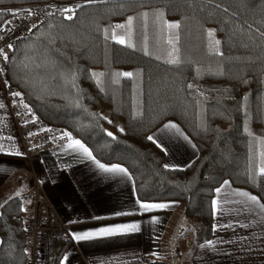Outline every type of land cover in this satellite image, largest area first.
I'll list each match as a JSON object with an SVG mask.
<instances>
[{
  "label": "trees",
  "instance_id": "trees-1",
  "mask_svg": "<svg viewBox=\"0 0 264 264\" xmlns=\"http://www.w3.org/2000/svg\"><path fill=\"white\" fill-rule=\"evenodd\" d=\"M68 2L81 6L49 16L8 61L29 109L99 162L126 168L139 201L181 203L195 246L212 237L224 181L264 204V0H0V26L1 9ZM170 121L197 150L182 169L166 168L148 140ZM28 219L21 199L1 208L0 264H26ZM68 245L51 242L49 264H61Z\"/></svg>",
  "mask_w": 264,
  "mask_h": 264
},
{
  "label": "crops",
  "instance_id": "crops-1",
  "mask_svg": "<svg viewBox=\"0 0 264 264\" xmlns=\"http://www.w3.org/2000/svg\"><path fill=\"white\" fill-rule=\"evenodd\" d=\"M0 105V210L18 198L28 219L39 185L68 222L70 239L61 264H172L173 258H179L180 264H264V204L249 190L225 181L218 187L220 192L215 191L213 197L217 204L212 237L195 246L181 203L143 202L170 206L140 209L130 174L102 172L80 150L67 147L76 139L28 160L1 95ZM165 124L176 128L165 129ZM165 124L150 136L161 145L164 165L182 169L197 157V150L175 122ZM128 223H136L139 231L83 241L72 238L73 234Z\"/></svg>",
  "mask_w": 264,
  "mask_h": 264
},
{
  "label": "built area",
  "instance_id": "built-area-1",
  "mask_svg": "<svg viewBox=\"0 0 264 264\" xmlns=\"http://www.w3.org/2000/svg\"><path fill=\"white\" fill-rule=\"evenodd\" d=\"M79 6L80 3H45L1 9L7 12V18L0 26V49H3V53H0V95L12 115L15 130L28 160L36 154L67 144L71 136L64 128L38 118L28 106L25 107L26 103L21 94L12 95L20 92L7 78V64L18 43L44 26L49 16H67ZM64 9L72 11L65 12ZM9 45L11 47H8ZM5 55L9 58L5 59ZM65 133L68 136H64ZM69 239L68 222L46 199L42 188L37 185L32 201V213L24 226L26 264H49L50 243L69 242Z\"/></svg>",
  "mask_w": 264,
  "mask_h": 264
},
{
  "label": "snow or ice",
  "instance_id": "snow-or-ice-1",
  "mask_svg": "<svg viewBox=\"0 0 264 264\" xmlns=\"http://www.w3.org/2000/svg\"><path fill=\"white\" fill-rule=\"evenodd\" d=\"M89 2H91V0H89ZM65 12H71L72 9H64ZM32 13L29 11V15H31ZM13 15H15V13H13ZM67 19H72V16L69 15L67 17ZM129 24L131 23V18L129 19ZM117 27H123V25H117ZM169 27L175 28L177 27V25L175 24H170ZM0 39H2V37H0ZM118 43L123 44L124 41L121 40H117ZM217 44H219V41H216ZM8 47H11V45H9ZM0 53H3V49H0ZM220 54V53H217ZM5 59H8L9 57H7L5 55L4 57ZM169 63H178L177 60L173 59L170 60ZM123 75L125 76H131V73H123ZM189 87L191 88L192 85H189ZM13 96H19L20 93L15 92L12 93ZM0 107H3V105H0ZM25 107H27V105H25ZM165 129H175L176 125L175 124H165L164 125ZM108 136H112V133H107ZM64 136H68L67 133L64 134ZM114 138V137H113ZM185 139H187V137H185ZM149 141H152L153 143H157V141L154 140V138L152 136L148 137ZM158 147H161V145L159 143H157ZM68 148H75L80 150L84 156H86L89 160H92L96 163L97 168H99L102 172L104 173H112V174H118V175H123V176H128V170L124 167H121L119 164H113L110 167L106 166L103 163H100L98 160H96V158L93 156V153L91 151H89V149L87 147H85L84 144L81 143L80 140L76 139V140H71V143H69L67 145ZM165 167L167 168L168 165H165ZM261 173H264V168H261ZM225 184L228 183V181L224 182ZM217 192H220V189L217 188L216 189ZM238 195L240 196H248V193L246 192H239ZM249 199L253 202L256 201V197L255 196H250ZM139 208L142 210H149V209H162L165 207H169L170 205H164V204H153V203H143L140 201H137ZM216 200L212 201V207L213 210L215 211L216 209ZM117 215H121V213H117ZM139 231V226L136 223H128V224H121V225H115V226H107V227H101L96 231H88V232H84L83 234H73L72 238L76 241H83V240H89L92 239L94 237H109V236H114L117 234H123V233H133V232H137ZM66 259V258H65Z\"/></svg>",
  "mask_w": 264,
  "mask_h": 264
},
{
  "label": "rangeland",
  "instance_id": "rangeland-1",
  "mask_svg": "<svg viewBox=\"0 0 264 264\" xmlns=\"http://www.w3.org/2000/svg\"><path fill=\"white\" fill-rule=\"evenodd\" d=\"M68 3H71V2H68ZM72 3H77V2H72ZM117 25H121L120 24H116L115 27L117 29H120V27H117ZM98 111L100 112V114L105 117V118H109L110 117V112H109V109L103 105H99L98 106ZM180 247V245H179ZM180 249V253L183 251L182 248H179ZM172 264H180V259L179 258H173L172 260H170Z\"/></svg>",
  "mask_w": 264,
  "mask_h": 264
}]
</instances>
